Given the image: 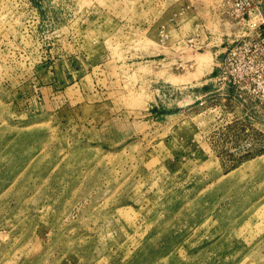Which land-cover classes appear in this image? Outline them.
<instances>
[{"label":"rangeland","instance_id":"rangeland-1","mask_svg":"<svg viewBox=\"0 0 264 264\" xmlns=\"http://www.w3.org/2000/svg\"><path fill=\"white\" fill-rule=\"evenodd\" d=\"M223 1L0 0V264H264Z\"/></svg>","mask_w":264,"mask_h":264},{"label":"built area","instance_id":"built-area-1","mask_svg":"<svg viewBox=\"0 0 264 264\" xmlns=\"http://www.w3.org/2000/svg\"><path fill=\"white\" fill-rule=\"evenodd\" d=\"M223 14L239 28V35L224 43L222 61L217 66V82L252 98L264 97V11L259 0H224ZM190 47L204 44L190 39Z\"/></svg>","mask_w":264,"mask_h":264},{"label":"bare ground","instance_id":"bare-ground-1","mask_svg":"<svg viewBox=\"0 0 264 264\" xmlns=\"http://www.w3.org/2000/svg\"><path fill=\"white\" fill-rule=\"evenodd\" d=\"M207 57H208L207 55L203 56L201 62H203V61H205V60H207V61L210 60V59H207ZM209 57H210V55H209ZM210 58H211V57H210ZM202 64H203V63H202Z\"/></svg>","mask_w":264,"mask_h":264},{"label":"crops","instance_id":"crops-1","mask_svg":"<svg viewBox=\"0 0 264 264\" xmlns=\"http://www.w3.org/2000/svg\"><path fill=\"white\" fill-rule=\"evenodd\" d=\"M263 11H264V10H263ZM212 21H213V22H215V18H214V19H212Z\"/></svg>","mask_w":264,"mask_h":264}]
</instances>
